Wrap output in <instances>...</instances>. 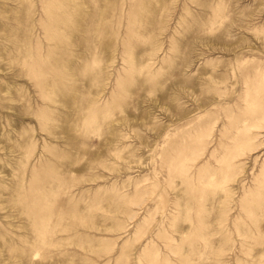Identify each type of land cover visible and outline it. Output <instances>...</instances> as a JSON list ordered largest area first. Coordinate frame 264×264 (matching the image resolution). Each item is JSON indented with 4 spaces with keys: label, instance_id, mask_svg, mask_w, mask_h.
Returning a JSON list of instances; mask_svg holds the SVG:
<instances>
[{
    "label": "rangeland",
    "instance_id": "rangeland-1",
    "mask_svg": "<svg viewBox=\"0 0 264 264\" xmlns=\"http://www.w3.org/2000/svg\"><path fill=\"white\" fill-rule=\"evenodd\" d=\"M0 264H264V0H0Z\"/></svg>",
    "mask_w": 264,
    "mask_h": 264
}]
</instances>
